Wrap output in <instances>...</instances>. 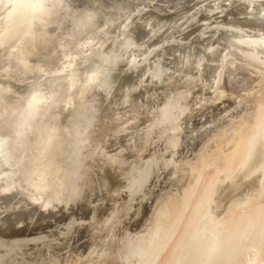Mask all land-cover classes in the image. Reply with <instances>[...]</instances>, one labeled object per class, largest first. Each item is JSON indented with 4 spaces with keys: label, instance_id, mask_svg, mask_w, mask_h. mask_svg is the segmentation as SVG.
Segmentation results:
<instances>
[{
    "label": "water",
    "instance_id": "95a60500",
    "mask_svg": "<svg viewBox=\"0 0 264 264\" xmlns=\"http://www.w3.org/2000/svg\"><path fill=\"white\" fill-rule=\"evenodd\" d=\"M247 46L264 0H0V264H34L98 168Z\"/></svg>",
    "mask_w": 264,
    "mask_h": 264
},
{
    "label": "bare ground",
    "instance_id": "6f19581e",
    "mask_svg": "<svg viewBox=\"0 0 264 264\" xmlns=\"http://www.w3.org/2000/svg\"><path fill=\"white\" fill-rule=\"evenodd\" d=\"M242 48L243 51H247L246 54L250 59L264 66V57L256 50L247 46ZM237 53L242 55V52ZM225 68L227 70L223 64L212 74L213 86L217 89L222 85L225 88L230 86L229 79L234 70L228 69L225 74ZM205 81L204 79L200 84ZM244 81V84H247L250 81L249 77ZM258 91V97L251 107L252 115L249 113L250 116L245 117L247 113H244L245 115H240L237 120L215 126L214 130L204 134L206 139L197 148L196 155L192 156V154V157L185 160L182 166L185 177L181 187L183 192L181 197L171 201L172 205L168 204L169 199L160 201L149 220L150 226L146 233L135 238L136 241L132 246L133 251L136 249L140 253L139 264H180L185 258L187 260L183 264H188L189 260L193 259L190 256L195 254H191L195 252L192 249L202 255V251L198 252V249H195L198 244L202 247L205 245L200 264H264V81ZM182 105L180 101L173 105L99 167L69 213L75 212V208L79 209L83 201L91 200L93 196L91 198L89 196L94 195L95 192L100 191L103 195L97 196L96 200L93 198L94 201H89L94 205L93 207H97L102 202L112 203L121 194L134 198L139 191L141 193L142 186L148 179L149 170L161 162L149 146L160 143L164 138L162 134L167 130H163L162 127L171 126L175 130L178 129L174 122L181 117L178 109ZM157 130H160L161 136L154 138ZM178 138L180 139V136ZM245 174L252 177L259 174L258 184L254 183L255 186L252 185L250 191L241 193L240 195H243L236 197L231 205L222 204L226 199L222 198L224 192L231 190V184ZM247 182L249 181L244 184L246 185ZM107 223L108 220L105 221V224ZM180 225L178 236L168 249L167 255H164V250ZM185 236L187 239L183 242ZM135 257L131 256V259ZM134 260L131 262L133 263ZM84 264H86L85 260Z\"/></svg>",
    "mask_w": 264,
    "mask_h": 264
},
{
    "label": "rangeland",
    "instance_id": "374dc122",
    "mask_svg": "<svg viewBox=\"0 0 264 264\" xmlns=\"http://www.w3.org/2000/svg\"><path fill=\"white\" fill-rule=\"evenodd\" d=\"M238 52H242V55L235 53L234 56L224 63L225 67H227V70L226 68L224 70L225 74H227L228 69L234 70L233 74L230 75V86L228 88H225L223 85L219 87L220 89L215 88L212 82L214 75L211 74L205 79V82L199 83L189 94H186L179 100L183 104L178 109L181 117H178L174 122V125L179 130H175L171 126H164L162 129H166L167 131L162 134L164 138L161 142L154 145L150 144L149 147L155 153V156L160 158L161 162L159 164L161 166L157 164L156 167L149 170L148 179L145 182L146 186L143 185L142 190L140 189L142 192L140 193L139 191L134 197L135 199L126 194H121L112 203L108 201L102 202L97 207H93L94 205L90 204L89 201H92L93 198L96 200L103 193L99 191L95 192V196L91 194L89 196V198L93 196L91 200L83 201L79 209L75 208V212L68 213V218L66 217L62 221L34 264H84V260L86 264H134L135 260L137 261L135 264H139L140 253L136 249L133 251L132 246L136 241L135 238L146 233L150 226L149 220L160 201L169 199L168 204L172 205L171 201H176L181 197V193H183L181 187L185 177V171H183L182 166L185 160L194 156V154L196 155L197 148L206 139L204 134L209 133L208 131L210 130H214L215 126L223 122L229 123L230 120H237L240 115L244 116L246 113L245 117H249V113L252 115L253 110L251 107L253 106V101L258 97V90H260V85L264 81V66L250 59L246 54L247 51H243V48ZM256 52L264 57L263 52L258 50ZM246 77H249L250 81L244 84ZM190 111L191 113L189 114ZM159 131L157 130L154 138L161 136ZM256 176L258 177L256 178ZM259 177V174L253 175V177L245 174L239 180L236 179L231 184V190L225 191L224 196L222 195V198L228 200L225 199L222 204L231 205L236 197L243 195H240L241 193L245 194L248 190L250 191L252 185L253 187L255 186L254 183L257 185ZM251 179L256 181H252ZM247 180L249 182L245 185L244 183ZM248 187L249 189H246ZM127 201L129 202L127 203ZM81 213L82 216H80ZM106 219L109 222L107 224H105ZM180 229L181 225L176 229L173 239L164 250V255H167L169 252L168 249L178 236L177 234L180 232ZM186 239L185 236L183 242ZM128 242L132 243L129 244ZM199 246L200 244L194 248L198 249V252L202 251V255L204 256L203 250L205 245H203L204 247L202 245ZM192 250L195 252H191V254H195H192V257L190 256L193 259L189 258L190 262H188L191 263V260H193L191 264H200L203 256L197 253L196 250ZM186 255L188 257V254ZM131 256H136L137 258L131 259ZM133 259L135 260L132 263ZM184 260L186 261L187 259L185 258Z\"/></svg>",
    "mask_w": 264,
    "mask_h": 264
}]
</instances>
